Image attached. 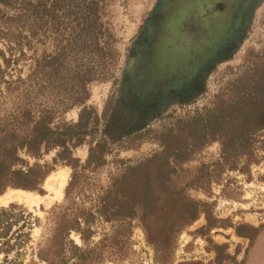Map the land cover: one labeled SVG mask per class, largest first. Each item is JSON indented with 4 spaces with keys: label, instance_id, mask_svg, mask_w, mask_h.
Segmentation results:
<instances>
[{
    "label": "rangeland",
    "instance_id": "rangeland-1",
    "mask_svg": "<svg viewBox=\"0 0 264 264\" xmlns=\"http://www.w3.org/2000/svg\"><path fill=\"white\" fill-rule=\"evenodd\" d=\"M46 1L50 7L55 6L56 20L60 23L50 22L45 28L40 22L30 47L22 45L25 55H19L18 50L11 52L19 59L6 68L5 80L17 76L26 79L38 55L60 50L74 53L81 49L77 41L80 30L76 27L77 20L73 19L76 11L89 1ZM2 2L0 0L1 8L11 13ZM103 2L101 18L112 32L106 41L112 49L106 77L91 82L85 103L59 115L54 124H75L84 115L86 128L81 143H68L76 160L54 163L60 147L42 149L36 157L25 150L20 152L28 165L39 162L54 166L49 175L61 167L69 169L61 196L56 195L55 187L46 186L48 175L42 184L43 192L32 191L41 197L38 204L10 202L22 205L39 220L31 230L28 245L31 247L27 248L22 264L28 263L32 248L50 234L49 211L54 205L67 206L70 212H94L96 218L92 226L96 233L91 237L92 242L104 236L109 237L107 241L118 239L117 243L103 248V264H153L154 250L147 242L139 218L125 220L130 223L127 235V231L119 227L122 221H106L97 211L101 197L114 180L123 176L130 166L145 161L165 146L186 149L179 157H172L175 171L171 182L183 187L189 197L210 206L207 214L202 213L177 236L171 264H264V129L255 132L249 144H238L236 138L231 141L242 129L233 125L232 118L258 112L259 100L264 98V0H251L232 39L223 43L219 52L208 48L207 44L217 40L220 32L234 22L217 14L205 17L212 12L210 8L216 0ZM2 25L5 26L0 22ZM201 31L207 34L202 36ZM99 42L102 45L105 41L101 38ZM0 49L6 56L10 55L2 39ZM139 51H143L145 66L142 81L136 82L131 77V69ZM180 60L192 64L198 61L200 67L178 81L177 77L182 75ZM180 82L185 83L184 87L164 98H141L149 91ZM3 87L1 84L0 88ZM33 88L31 93L17 100L29 103L34 111L42 103L56 104L61 97L53 93L41 95L36 86ZM17 100L7 94L0 97V121L12 112ZM211 127L217 128L219 133L209 135ZM247 145L252 149L254 161L245 171L229 169L232 160L225 162L224 146L227 153H233L244 150ZM246 159L247 156H238V166L244 167ZM72 178L74 183L70 184L66 197V187ZM196 178L210 182L195 187L191 182ZM146 180L141 173L138 180L141 189L146 187ZM170 213L158 218L159 225ZM70 238L82 246L77 233L72 231Z\"/></svg>",
    "mask_w": 264,
    "mask_h": 264
},
{
    "label": "trees",
    "instance_id": "trees-1",
    "mask_svg": "<svg viewBox=\"0 0 264 264\" xmlns=\"http://www.w3.org/2000/svg\"><path fill=\"white\" fill-rule=\"evenodd\" d=\"M2 1V6L12 12L8 13L0 6V22L5 24L0 26V39L4 40L10 51V55L6 56L0 49V85L4 86L0 88V97L7 94L17 100L19 96L31 93L34 86L38 94L53 93L61 97L56 104L42 103L36 111L31 109L29 103L17 100L12 112L0 121V195L8 188L42 193V184L54 170V166L39 162L28 165L20 152L25 150L27 154L36 157L42 149L60 147L53 158L54 163L76 160L72 158L68 143H81L83 129L86 128L84 115L80 116L75 124L65 122L62 126L54 125L55 119L73 106L83 105L89 97L88 85L93 81L105 79L112 60V49L106 41L112 32L107 22L101 18V10L105 6L103 0H88L84 8L82 6L80 11H76L73 19L77 20L76 27L80 30L77 41L81 43V49L74 53L60 50L54 54L38 55L34 58L32 70L26 79L17 76L16 79L5 80L6 68L12 61L19 59L13 57L11 52L18 50L19 55H25L22 53V45L25 43L30 47L40 22H43L46 28L50 22L59 24L60 21L56 20L55 6L50 7L46 0ZM69 9L66 10L68 13ZM101 38L105 41L102 45L99 42ZM261 100L258 112L251 111L240 118H232L233 125L242 129L240 135L232 136L231 141L236 138L238 144H249L252 135L264 129V98ZM210 129L209 135L219 133L217 128ZM224 149L225 162L232 160L228 164L231 170L245 171L244 168L254 161L251 158L252 149L248 145L244 150L233 153H227L225 146ZM185 151L181 146L172 149L165 146L162 151L145 161L130 166L127 172L114 180L111 187L104 192L97 211L98 216L106 221H122L119 227L125 229L127 235L130 233V223L125 220L139 218L147 242L154 250L153 264H171L177 236L202 213L207 214L208 207L210 208L208 204L189 197L183 187L171 182V174L175 171L173 158L179 157V154ZM94 153L95 150H92L91 154ZM238 156H247L244 167L238 166ZM141 173L148 179L144 189H141L138 182ZM198 178L194 179L191 185L201 187L210 182H200ZM73 183L72 178L66 187V197L70 184ZM58 208L62 206L51 207L50 234L32 248L27 264H103V248L117 243L118 239L107 241L109 237L104 236L99 241L92 242L91 237L96 233L92 226L96 218L95 213L91 210L70 212L67 206L56 211ZM169 211L170 217L159 225L158 218ZM38 221V217L33 216L22 205L9 203L7 206H0V264H22L27 248L31 247L28 246L31 230ZM72 231L80 236L82 246H78L70 238Z\"/></svg>",
    "mask_w": 264,
    "mask_h": 264
},
{
    "label": "flooded vegetation",
    "instance_id": "flooded-vegetation-1",
    "mask_svg": "<svg viewBox=\"0 0 264 264\" xmlns=\"http://www.w3.org/2000/svg\"><path fill=\"white\" fill-rule=\"evenodd\" d=\"M250 2L251 0H224L223 2L221 0H216V2L213 4V7L210 8L211 9L210 11L212 12H209L208 14H206L207 16L205 15V17H209L211 15L217 14V16L224 17V18L226 17L227 20L234 22V25L232 26L229 24L227 25V27L224 26L225 31L220 32V35L217 36V40H215L213 43L207 44L208 48L212 47L213 51L217 50L219 52L220 47L223 45V43L230 42V40L232 39L234 35L233 31L236 30L239 23L242 22L245 12L247 11V9H249L248 7L250 6ZM158 15H159V12L156 13L155 19H157ZM153 23L154 22H152L151 24ZM204 34H207V32L206 33L202 32L201 35L203 36ZM220 39L223 40L221 43H220L221 41ZM142 52L143 51L138 52L135 58V62L133 64L134 66L131 69L132 71L131 77L133 78V81H136V82L142 81L141 77H142V73H143L144 66H145L143 62L144 56H142L143 55ZM187 61L185 63H182L180 60L179 67H181L182 70H180L179 72H181L182 75L180 77H177V79H179L178 81L184 80L193 71L197 70L200 67V66L198 67V65L200 64L198 63V61L196 64H192ZM186 82L187 81H185V83ZM180 83L181 84H173L172 86L165 88V89H157V90L149 91V93L146 96H143L141 98H145L149 100H151L152 98H164L170 94L177 92L178 90H181V88L184 87L185 83L183 82H180Z\"/></svg>",
    "mask_w": 264,
    "mask_h": 264
},
{
    "label": "bare ground",
    "instance_id": "bare-ground-1",
    "mask_svg": "<svg viewBox=\"0 0 264 264\" xmlns=\"http://www.w3.org/2000/svg\"><path fill=\"white\" fill-rule=\"evenodd\" d=\"M68 175L69 169L66 167H61L58 169V171L48 176L45 184L48 188L55 187V190L57 189L56 195L58 194V196H61L66 185ZM40 199L41 197L35 192L24 189L9 188L0 195V206L8 205L13 201L23 202L29 206H32L33 204H38Z\"/></svg>",
    "mask_w": 264,
    "mask_h": 264
}]
</instances>
